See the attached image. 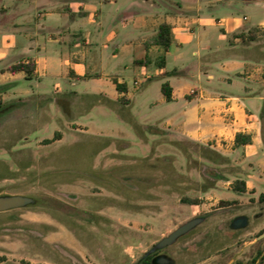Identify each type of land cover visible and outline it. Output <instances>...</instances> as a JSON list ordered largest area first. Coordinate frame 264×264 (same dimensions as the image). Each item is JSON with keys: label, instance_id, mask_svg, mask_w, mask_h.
Returning <instances> with one entry per match:
<instances>
[{"label": "rangeland", "instance_id": "374dc122", "mask_svg": "<svg viewBox=\"0 0 264 264\" xmlns=\"http://www.w3.org/2000/svg\"><path fill=\"white\" fill-rule=\"evenodd\" d=\"M261 2L231 0L215 17L248 16L255 23V5ZM127 3L106 2L102 23L78 15L70 26L66 15V31L82 29L87 49L103 54L107 63L114 59L116 34L132 27L129 14L121 10ZM42 53L53 55L49 47ZM119 64L117 73L132 79V69H127L132 60ZM182 65L169 57V70ZM162 81L152 82L154 100ZM18 87L28 90V97H16L19 106L0 115V195H27L36 203L0 213V264H138L154 244L196 215L212 212L220 220L264 211V159L254 163L240 153L217 163L190 143L183 151L160 144L150 131L139 138L133 124L117 112L119 107L97 105L85 112L91 101L79 96L72 99L69 113L57 105L66 94L95 93L98 88L114 100L117 90L106 80L73 83L48 76L41 82L23 79ZM140 94L124 111L143 124L154 123ZM4 95L0 90V98ZM237 179L249 181L246 192L235 190ZM210 184L214 186L204 191ZM253 225L242 241H254L264 219Z\"/></svg>", "mask_w": 264, "mask_h": 264}, {"label": "crops", "instance_id": "0c3cea01", "mask_svg": "<svg viewBox=\"0 0 264 264\" xmlns=\"http://www.w3.org/2000/svg\"><path fill=\"white\" fill-rule=\"evenodd\" d=\"M108 1L117 4L119 0H0V90L5 91L0 103L20 101L16 100L20 95L28 97L29 91L18 87L23 79L41 82L52 76L73 83L102 79L117 90L114 100L98 88L95 93L66 94L56 100L57 105L70 107L78 96L91 101L85 112L110 104L120 108L117 112L133 124L141 139L150 131L160 144L167 142L176 147L174 141L188 140L229 157L242 153L254 163L264 159V3L255 5L254 23L248 16L216 18L231 0H127L121 10L129 14L132 27L116 34L114 59L106 63L103 54L87 49L82 29L66 31L64 19L69 16L70 26L78 15L102 23L101 8ZM117 16L118 12L112 18ZM164 22L172 26L174 41L165 52L166 63L161 68L157 61L164 50L154 40ZM58 44L68 49H59ZM47 47L53 55L42 53ZM170 56L183 65L169 70ZM125 58L132 60V65L127 66L132 69V79L117 73L119 61ZM146 58L148 64L136 63ZM30 61L35 63L31 75L8 70L14 64ZM157 78L163 81L161 94L154 100L152 82ZM136 80L142 81L138 88L134 87ZM115 81L125 85V89L118 90ZM165 81L172 87L171 101L161 90ZM140 92L154 123L143 124L131 112L124 111L136 104ZM48 104L53 105L49 101ZM238 133L251 135L252 143L236 147Z\"/></svg>", "mask_w": 264, "mask_h": 264}, {"label": "flooded vegetation", "instance_id": "af4514ba", "mask_svg": "<svg viewBox=\"0 0 264 264\" xmlns=\"http://www.w3.org/2000/svg\"><path fill=\"white\" fill-rule=\"evenodd\" d=\"M214 215L194 216L200 218L198 225L171 245L156 248L154 244L138 264H264V228L254 241H242L245 231L252 232L253 221L262 222L264 211L255 212L253 217L241 213L220 220H214ZM203 224L209 225L202 231L199 228ZM229 238L235 241H227Z\"/></svg>", "mask_w": 264, "mask_h": 264}, {"label": "trees", "instance_id": "16d2710c", "mask_svg": "<svg viewBox=\"0 0 264 264\" xmlns=\"http://www.w3.org/2000/svg\"><path fill=\"white\" fill-rule=\"evenodd\" d=\"M174 41V35L172 32V26L168 23H162L160 24L158 28V32L156 35V38L154 40V44L159 45L163 48L164 53L160 56V58L157 61V65L161 68L165 67L166 63V57H165V52L168 51L169 47ZM149 59L146 58L144 60H138L136 63L138 64H148ZM9 71L11 72H18V71H25L28 75H31L34 70H35V63L33 61H30L29 63H24L20 62L17 64H14L8 68ZM117 84V88L120 91H123L125 89V85L119 84L117 81H115ZM161 90L166 97L167 101L172 100V87L170 86L168 81H165L162 83ZM19 104L17 102H10L8 104H1L0 103V115H5L11 111H13L15 108H17ZM64 110L66 113H69L70 110L68 109L67 106H63ZM261 119L263 123V140H264V106L262 108L261 112ZM56 139L61 138V133L56 132L55 134ZM190 143L194 146H197L202 149L204 153V157L207 159L214 161V162H222V161H229V157L225 156L224 154L218 152L217 150L211 148L210 146L199 144L193 141H188V140H183V141H174L173 144L177 147L180 148L181 150H185V144ZM252 143V136L249 134L245 133H238L235 138V146L236 147H241L243 145L251 144ZM183 150V151H184ZM213 184L207 185L204 189V191H207L209 188L213 187ZM234 188L237 192L244 193L247 191L248 184L246 180L243 179H237L234 182ZM188 202L192 204L198 203V200H188Z\"/></svg>", "mask_w": 264, "mask_h": 264}, {"label": "water", "instance_id": "95a60500", "mask_svg": "<svg viewBox=\"0 0 264 264\" xmlns=\"http://www.w3.org/2000/svg\"><path fill=\"white\" fill-rule=\"evenodd\" d=\"M36 203V199L22 194H4L0 195V213L13 210L26 208ZM200 223V218H193L184 224L177 227L168 236L162 238L157 244L156 248L165 247L173 244L180 236L188 233L196 225ZM264 236V234L262 235Z\"/></svg>", "mask_w": 264, "mask_h": 264}, {"label": "built area", "instance_id": "2783aa9c", "mask_svg": "<svg viewBox=\"0 0 264 264\" xmlns=\"http://www.w3.org/2000/svg\"><path fill=\"white\" fill-rule=\"evenodd\" d=\"M141 82H142L141 80H136L134 82V87L138 88L141 85Z\"/></svg>", "mask_w": 264, "mask_h": 264}]
</instances>
